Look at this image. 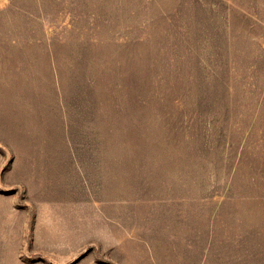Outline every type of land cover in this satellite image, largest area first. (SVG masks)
Wrapping results in <instances>:
<instances>
[{
    "label": "rangeland",
    "instance_id": "obj_1",
    "mask_svg": "<svg viewBox=\"0 0 264 264\" xmlns=\"http://www.w3.org/2000/svg\"><path fill=\"white\" fill-rule=\"evenodd\" d=\"M0 264H264V0H0Z\"/></svg>",
    "mask_w": 264,
    "mask_h": 264
}]
</instances>
